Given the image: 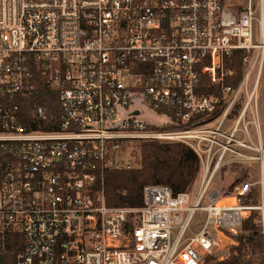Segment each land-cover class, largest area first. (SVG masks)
Instances as JSON below:
<instances>
[{
    "label": "built area",
    "instance_id": "obj_1",
    "mask_svg": "<svg viewBox=\"0 0 264 264\" xmlns=\"http://www.w3.org/2000/svg\"><path fill=\"white\" fill-rule=\"evenodd\" d=\"M255 2L257 16L253 0H0V250L21 237L14 264H204L211 230L228 239L257 213L264 231ZM41 89L57 115L26 117ZM143 108L170 122L139 121ZM149 142L194 152L196 191L146 185L140 208L107 206L106 174L139 168L132 149Z\"/></svg>",
    "mask_w": 264,
    "mask_h": 264
},
{
    "label": "trees",
    "instance_id": "obj_2",
    "mask_svg": "<svg viewBox=\"0 0 264 264\" xmlns=\"http://www.w3.org/2000/svg\"><path fill=\"white\" fill-rule=\"evenodd\" d=\"M240 55L226 68L233 69L235 75L227 77L225 83L236 85L241 78ZM42 104L48 113H58L57 96L40 90L23 104L21 113L27 117L35 105ZM139 168L130 171H110L105 177V202L109 207L137 209L143 205L142 191L146 185H163L174 194L188 191L199 173V160L194 152L181 143H144L138 152ZM257 213H252L244 223L242 230L248 234L237 235L236 245L229 249V255L222 260L207 256L205 264H264V231L260 223L253 220ZM18 246L8 244L0 250V264H14L15 254L21 249V237Z\"/></svg>",
    "mask_w": 264,
    "mask_h": 264
},
{
    "label": "rangeland",
    "instance_id": "obj_3",
    "mask_svg": "<svg viewBox=\"0 0 264 264\" xmlns=\"http://www.w3.org/2000/svg\"><path fill=\"white\" fill-rule=\"evenodd\" d=\"M226 2L230 6L239 7V8H243L247 4V0H226ZM253 2H254L253 10H254L255 16H257L258 15V6H257L255 0H253ZM259 94H260V101H261L259 108L261 109V112H262V126H263V133H264V64H263V75H262L261 88H260ZM126 114H127V111H120L121 117H124ZM138 120L141 122H144L145 124H147L149 126H153L156 128L157 127H163L170 122V119L166 115H157L153 111L145 109V108L142 109V114L139 116ZM142 145L143 144H138V145L134 146V148L132 149V153L134 154L135 158H137V159H140V154L138 155V152L140 151ZM252 177L255 178V175ZM198 183H199V179L197 177L193 186L188 190V191H191V196L196 191ZM201 216H202L201 213L198 212L196 215V218L200 219ZM197 219L194 221L195 224L198 223ZM240 233L248 234L249 230H246V231L242 230V231H239L238 233H236L234 235H229L228 239H222L223 233L211 230V236L218 243L219 247L215 248L211 252V254L207 255V256L216 257L219 260L225 259L229 255V249H231L233 246L236 245L237 235ZM15 257H16V254H15ZM205 262L206 261H204V264H205Z\"/></svg>",
    "mask_w": 264,
    "mask_h": 264
},
{
    "label": "water",
    "instance_id": "obj_4",
    "mask_svg": "<svg viewBox=\"0 0 264 264\" xmlns=\"http://www.w3.org/2000/svg\"><path fill=\"white\" fill-rule=\"evenodd\" d=\"M136 114V113H135Z\"/></svg>",
    "mask_w": 264,
    "mask_h": 264
}]
</instances>
